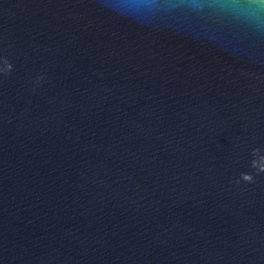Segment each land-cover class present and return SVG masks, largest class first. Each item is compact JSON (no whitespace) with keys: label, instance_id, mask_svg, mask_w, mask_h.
I'll list each match as a JSON object with an SVG mask.
<instances>
[{"label":"water","instance_id":"obj_1","mask_svg":"<svg viewBox=\"0 0 264 264\" xmlns=\"http://www.w3.org/2000/svg\"><path fill=\"white\" fill-rule=\"evenodd\" d=\"M0 264H264V3L0 0Z\"/></svg>","mask_w":264,"mask_h":264},{"label":"snow or ice","instance_id":"obj_2","mask_svg":"<svg viewBox=\"0 0 264 264\" xmlns=\"http://www.w3.org/2000/svg\"><path fill=\"white\" fill-rule=\"evenodd\" d=\"M261 3H264V0H261Z\"/></svg>","mask_w":264,"mask_h":264}]
</instances>
